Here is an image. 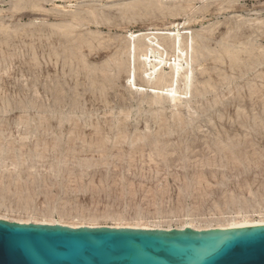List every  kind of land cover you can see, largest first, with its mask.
I'll use <instances>...</instances> for the list:
<instances>
[{"label":"rangeland","instance_id":"rangeland-1","mask_svg":"<svg viewBox=\"0 0 264 264\" xmlns=\"http://www.w3.org/2000/svg\"><path fill=\"white\" fill-rule=\"evenodd\" d=\"M150 33L192 46L174 100L128 82ZM0 219L264 221V0H0Z\"/></svg>","mask_w":264,"mask_h":264},{"label":"water","instance_id":"water-1","mask_svg":"<svg viewBox=\"0 0 264 264\" xmlns=\"http://www.w3.org/2000/svg\"><path fill=\"white\" fill-rule=\"evenodd\" d=\"M0 264H264V224L145 229L0 219Z\"/></svg>","mask_w":264,"mask_h":264},{"label":"bare ground","instance_id":"bare-ground-1","mask_svg":"<svg viewBox=\"0 0 264 264\" xmlns=\"http://www.w3.org/2000/svg\"><path fill=\"white\" fill-rule=\"evenodd\" d=\"M156 36L157 34L150 33L146 34L143 39L144 48L141 56L145 57L146 61L144 62L146 68L143 71L144 83L142 84L137 81L136 67L133 68V70L131 71L128 77V82L130 83V87L136 89L138 92L143 89H152V91L154 92L166 93L170 96L172 100H174L177 98V95L179 93L185 94L187 93L188 89L191 88L192 69L190 66L185 68L183 65V60H185L184 55L187 48H192V46L189 44V41L185 40L184 38H181L180 34L175 37H164L161 42H159ZM168 48H171L173 50L172 54L168 52ZM149 57H154V60L148 61ZM166 67L169 69V71L166 70ZM181 89L183 91H181ZM41 223L49 224L50 222ZM249 224H264V221H247L246 219L244 221L232 222L231 224L226 226L217 227H229L234 225ZM71 226L74 227V225ZM186 227H192L195 229L211 228H197L193 225H188ZM141 228L152 229V227Z\"/></svg>","mask_w":264,"mask_h":264}]
</instances>
